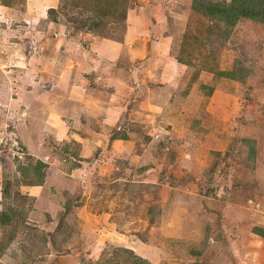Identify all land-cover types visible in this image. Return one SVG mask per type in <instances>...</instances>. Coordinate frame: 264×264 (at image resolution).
<instances>
[{"label": "rangeland", "instance_id": "obj_1", "mask_svg": "<svg viewBox=\"0 0 264 264\" xmlns=\"http://www.w3.org/2000/svg\"><path fill=\"white\" fill-rule=\"evenodd\" d=\"M191 3L0 0V84L62 49L96 69L94 39L122 42L129 9L159 41L149 68L137 52L121 61L138 73L106 68L67 134L20 129L0 96V264H264V21L226 32Z\"/></svg>", "mask_w": 264, "mask_h": 264}, {"label": "crops", "instance_id": "obj_2", "mask_svg": "<svg viewBox=\"0 0 264 264\" xmlns=\"http://www.w3.org/2000/svg\"><path fill=\"white\" fill-rule=\"evenodd\" d=\"M133 11L137 12L135 9L128 10L126 31L124 32L122 42L110 38H96V41L94 39L93 42L97 43L99 51L105 54L104 56L101 55L98 50L96 51V53H100L97 54V67H94L96 69L92 70L88 65V62L81 64L77 61L76 63V60L81 61V59L76 57L70 58L68 54L69 51L62 49L61 55L64 56L63 61L57 60L58 62H56L50 60V62L47 63L40 59L41 62H35V69L32 67V70L36 75L33 78L31 77L30 81L24 76L20 79L21 75L19 74V77H15L14 80L9 77V83L4 82L0 84L3 86V88L0 86V96H7L6 98L10 101V108L13 109V112L11 110L10 112H15L18 115L17 118L19 117V121L22 120L20 123L24 120V124L22 123L23 125H20V129L31 125L33 131L36 133L42 132V134H47L48 131H50L51 134H58L61 132L67 134V130H70L69 120L73 117L80 116L81 114L84 115L86 111H92L94 105L97 104L94 102L95 99L94 96H92L94 94H91V90L92 88H101L100 83L102 84V80L106 76L105 71L107 67H119L122 76L127 75L128 73L131 74L135 71L138 73L140 69L135 66L138 64H133L130 68L131 71L129 72L124 71V63L121 61L123 59L126 63H130L129 58L131 57L132 52H137L139 56L146 54L148 61H145L144 68L150 67L149 65L155 61L151 60L153 59V52L157 48L159 41L150 36L151 41L149 42L145 35H139V33L134 31V26H132L130 21V14ZM151 14H153V10ZM159 21L160 18H157L156 21L154 18L149 20V25L148 27L145 26L146 30L143 31V33L150 32V34L155 36L153 32H155L156 28L159 26ZM82 45L84 46L83 43ZM94 46L96 48L95 43ZM58 54L60 53H57L56 50L55 52H51V58L57 57L58 59ZM120 56H122L121 59L114 60V57L120 58ZM86 59L89 61L91 56H87ZM157 59L159 60V56ZM65 60L67 65H65ZM159 62L163 68H168L163 61ZM177 62L180 64V61ZM181 64L183 63L181 62ZM24 67H28L27 64ZM178 68L179 67H175V69ZM177 71L174 74H177ZM164 76L166 75H163V77ZM152 85L153 83L149 82L146 89H149ZM88 101L93 102L87 106ZM11 113H9L10 117ZM27 121H29L28 124ZM34 128L38 129L35 131ZM30 138L35 137L31 135ZM29 143H31L30 147L28 145ZM42 143L43 142L41 141V144ZM26 144L30 149L34 148L35 153L40 156H43L45 150H47L46 146L33 144L30 139H28Z\"/></svg>", "mask_w": 264, "mask_h": 264}, {"label": "trees", "instance_id": "obj_3", "mask_svg": "<svg viewBox=\"0 0 264 264\" xmlns=\"http://www.w3.org/2000/svg\"><path fill=\"white\" fill-rule=\"evenodd\" d=\"M191 4L193 9L205 10L206 13L210 16H213L222 21L226 26V28L224 29L226 32L231 31L232 28L235 27L239 20L243 17H247L261 22L264 21V0H231L230 2L225 0H192ZM227 73L231 77L237 76L235 71H230ZM35 169H38V166H36ZM5 214V210L0 213V222L2 224L7 223V219H5L4 217ZM134 259L138 264L147 263V261L143 257H134Z\"/></svg>", "mask_w": 264, "mask_h": 264}, {"label": "built area", "instance_id": "obj_4", "mask_svg": "<svg viewBox=\"0 0 264 264\" xmlns=\"http://www.w3.org/2000/svg\"><path fill=\"white\" fill-rule=\"evenodd\" d=\"M7 140L6 144L10 145V149L13 151V155L18 156V157H23L24 151L23 148L21 147V144L19 143L18 137L13 138L12 140Z\"/></svg>", "mask_w": 264, "mask_h": 264}, {"label": "water", "instance_id": "obj_5", "mask_svg": "<svg viewBox=\"0 0 264 264\" xmlns=\"http://www.w3.org/2000/svg\"><path fill=\"white\" fill-rule=\"evenodd\" d=\"M37 264H39V263H37Z\"/></svg>", "mask_w": 264, "mask_h": 264}]
</instances>
